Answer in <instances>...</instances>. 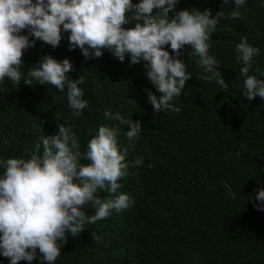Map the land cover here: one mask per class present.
Wrapping results in <instances>:
<instances>
[{
	"label": "trees",
	"instance_id": "obj_1",
	"mask_svg": "<svg viewBox=\"0 0 264 264\" xmlns=\"http://www.w3.org/2000/svg\"><path fill=\"white\" fill-rule=\"evenodd\" d=\"M233 8L232 0H179L175 12L210 9L214 16ZM239 11L241 18L221 20L209 41L228 89L201 79L209 74L186 46L180 58L192 77L173 100L178 113H154L147 94H160L148 81L144 62L131 64L128 56L120 62L107 50L85 59L79 48L69 50L67 33L55 49L40 41L27 49L21 72L26 77L45 54L69 59L73 71L67 75L83 77L79 87L88 101L79 117L68 107L66 93L54 86L0 82V159L30 158L40 137L55 134L61 124L73 130L81 151L102 125L118 128V148L128 149V175L119 181L118 193L134 203L86 225L65 245L59 242L55 264H264V211L254 206L260 204L256 192L264 188V99L243 97L242 63L234 51L243 36L258 47L249 74L264 79L254 71L264 72V0H247ZM105 111L141 122L134 145L126 137L128 124L106 118ZM136 158L144 163L133 166ZM97 194L112 198L103 190ZM85 211L93 215L95 209L87 205ZM92 232L99 239H92ZM0 264H9L8 258L0 255Z\"/></svg>",
	"mask_w": 264,
	"mask_h": 264
},
{
	"label": "clouds",
	"instance_id": "obj_2",
	"mask_svg": "<svg viewBox=\"0 0 264 264\" xmlns=\"http://www.w3.org/2000/svg\"><path fill=\"white\" fill-rule=\"evenodd\" d=\"M178 2L0 0V82L7 79L19 85L23 79L28 85L34 80L36 84L54 86L66 93L68 107L79 117L88 101L79 87L83 77L71 79L67 75L73 71L69 59L58 61L45 54L29 68L26 77L21 72L27 49L35 47L37 41L55 49L67 33L69 50L79 48L85 59L99 58L107 50L120 62L125 56L131 64L144 62L146 77L160 94H147L154 113H178L180 108L174 106L173 100L181 96L186 81L192 77L180 58L186 46L190 48L188 55L198 57L196 63L209 74L201 79L215 80L222 89H228L217 70L220 63L209 54V41L221 20L241 18L239 9L247 0H232V11L226 15L220 10L214 16L210 9L175 12ZM170 12L174 14L170 16ZM129 24L134 26L125 27ZM234 51L236 61L242 63L239 74L243 78V97L249 102L257 96L264 99V79L249 74L260 49L243 36ZM254 71L264 76L259 67ZM104 115L126 122V137L134 145L142 130L141 122L125 121L110 111ZM56 128L55 134L40 137L30 158L0 159V255L8 258L9 264H30L37 258L42 264H55L61 254L59 242L65 245L69 236L78 237L86 225L107 218L113 210L122 212L134 203L126 193H118L119 181L128 175L129 167L128 149L121 152L118 148V128L100 126L85 151H81L70 127L61 124ZM143 163V158L132 162L133 166ZM100 190L112 198L102 199L97 194ZM255 200L260 202L254 205L257 210L264 211V188L256 192ZM87 205L95 209L93 215L86 213ZM92 239H99L94 232Z\"/></svg>",
	"mask_w": 264,
	"mask_h": 264
}]
</instances>
